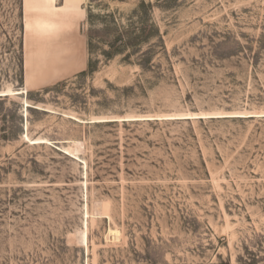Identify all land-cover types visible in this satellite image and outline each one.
<instances>
[{
	"label": "rangeland",
	"instance_id": "obj_1",
	"mask_svg": "<svg viewBox=\"0 0 264 264\" xmlns=\"http://www.w3.org/2000/svg\"><path fill=\"white\" fill-rule=\"evenodd\" d=\"M0 93V264H264V0H0Z\"/></svg>",
	"mask_w": 264,
	"mask_h": 264
},
{
	"label": "trees",
	"instance_id": "obj_2",
	"mask_svg": "<svg viewBox=\"0 0 264 264\" xmlns=\"http://www.w3.org/2000/svg\"><path fill=\"white\" fill-rule=\"evenodd\" d=\"M145 6H146L145 3L141 2L139 7L135 10V14L138 15L143 14L142 11L145 8ZM152 26L154 29V25ZM156 32L157 29L154 30V33H149L146 28L135 29V27L131 25L126 33H123L121 35L117 34L113 38V40L108 41L103 39L102 43L107 44L109 46V51L104 52L103 54L107 60H111L119 55H122L125 56L123 60L130 63L133 53H130L129 51L141 49L143 44L150 42L151 34H155ZM95 39H96L95 36H91L89 42V48L92 54L96 49ZM149 56H150V52L146 51L140 55V58L137 62H141L139 63L141 66L146 65L149 62ZM95 69H96V62H93V60H91L88 66V71L93 72ZM46 92H49V90H47ZM32 96L33 95L31 93L27 94V97L30 99H32ZM8 100H9V96L0 97V107L4 105L5 102H7ZM39 102L40 99H36L35 104H30L31 106L28 107V110L31 113L39 112L41 109L35 108V106H38L37 103ZM0 123L2 124L0 131L4 132L2 135V138L4 140L16 139L19 134H23V135L25 134V119L23 115H21L16 121L11 119L9 115L2 116L0 118Z\"/></svg>",
	"mask_w": 264,
	"mask_h": 264
},
{
	"label": "water",
	"instance_id": "obj_3",
	"mask_svg": "<svg viewBox=\"0 0 264 264\" xmlns=\"http://www.w3.org/2000/svg\"><path fill=\"white\" fill-rule=\"evenodd\" d=\"M0 97H8V95H2V93H0ZM45 112H48V111H46L45 110ZM58 142H56V144H57Z\"/></svg>",
	"mask_w": 264,
	"mask_h": 264
},
{
	"label": "bare ground",
	"instance_id": "obj_4",
	"mask_svg": "<svg viewBox=\"0 0 264 264\" xmlns=\"http://www.w3.org/2000/svg\"><path fill=\"white\" fill-rule=\"evenodd\" d=\"M27 4V3H26ZM28 21V20H27ZM31 21V20H30ZM39 21V20H38ZM37 22V21H36ZM42 23V22H41ZM33 24V23H32ZM40 25V24H39ZM32 28V27H31Z\"/></svg>",
	"mask_w": 264,
	"mask_h": 264
}]
</instances>
